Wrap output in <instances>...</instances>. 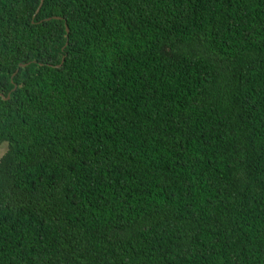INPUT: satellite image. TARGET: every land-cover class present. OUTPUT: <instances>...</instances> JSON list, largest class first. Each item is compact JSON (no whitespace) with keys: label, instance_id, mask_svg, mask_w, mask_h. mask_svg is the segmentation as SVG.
<instances>
[{"label":"trees","instance_id":"16d2710c","mask_svg":"<svg viewBox=\"0 0 264 264\" xmlns=\"http://www.w3.org/2000/svg\"><path fill=\"white\" fill-rule=\"evenodd\" d=\"M39 4L0 0V264H264V0Z\"/></svg>","mask_w":264,"mask_h":264},{"label":"rangeland","instance_id":"374dc122","mask_svg":"<svg viewBox=\"0 0 264 264\" xmlns=\"http://www.w3.org/2000/svg\"><path fill=\"white\" fill-rule=\"evenodd\" d=\"M7 148L8 146L5 143L0 145V158L6 153Z\"/></svg>","mask_w":264,"mask_h":264},{"label":"water","instance_id":"95a60500","mask_svg":"<svg viewBox=\"0 0 264 264\" xmlns=\"http://www.w3.org/2000/svg\"><path fill=\"white\" fill-rule=\"evenodd\" d=\"M42 3H43V0H40V4H39V6H38V8H37L36 12H38V11H39V9H40V7H41ZM20 66H25V64H20Z\"/></svg>","mask_w":264,"mask_h":264}]
</instances>
